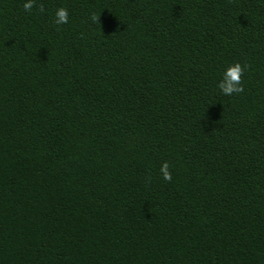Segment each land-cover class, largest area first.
<instances>
[{
    "label": "trees",
    "instance_id": "obj_1",
    "mask_svg": "<svg viewBox=\"0 0 264 264\" xmlns=\"http://www.w3.org/2000/svg\"><path fill=\"white\" fill-rule=\"evenodd\" d=\"M23 4L0 0V264H264V0Z\"/></svg>",
    "mask_w": 264,
    "mask_h": 264
},
{
    "label": "clouds",
    "instance_id": "obj_2",
    "mask_svg": "<svg viewBox=\"0 0 264 264\" xmlns=\"http://www.w3.org/2000/svg\"><path fill=\"white\" fill-rule=\"evenodd\" d=\"M35 0H24V10L31 12ZM44 11L43 7L40 9ZM93 22L96 21V16L91 17ZM69 22V12L65 7H58L54 12L53 24L65 25ZM247 65H242L239 62L228 64L227 67L222 71L220 79L218 80L216 87L219 89L221 95L231 97L233 94H239L244 91L243 84L241 82L243 73ZM160 175L164 181H171L172 174L169 170V164L164 162L160 167Z\"/></svg>",
    "mask_w": 264,
    "mask_h": 264
}]
</instances>
